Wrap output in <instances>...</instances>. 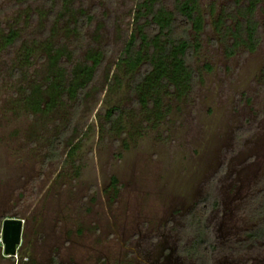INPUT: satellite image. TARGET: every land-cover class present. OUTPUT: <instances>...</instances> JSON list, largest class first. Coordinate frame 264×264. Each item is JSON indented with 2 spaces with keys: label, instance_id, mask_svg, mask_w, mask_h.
Segmentation results:
<instances>
[{
  "label": "rangeland",
  "instance_id": "obj_1",
  "mask_svg": "<svg viewBox=\"0 0 264 264\" xmlns=\"http://www.w3.org/2000/svg\"><path fill=\"white\" fill-rule=\"evenodd\" d=\"M235 1L199 0L195 86L143 106L132 91L138 69L118 62L146 24L141 0H0V264H264V238L250 236L264 190V0L256 49L229 54L214 22ZM12 32L18 42L7 46ZM56 50L64 86L76 64L101 55L77 112L67 95L44 112L28 104L59 79ZM113 107L123 115L101 133ZM197 204L207 208L204 261L188 251ZM6 218L24 219L14 257L4 254Z\"/></svg>",
  "mask_w": 264,
  "mask_h": 264
},
{
  "label": "trees",
  "instance_id": "obj_2",
  "mask_svg": "<svg viewBox=\"0 0 264 264\" xmlns=\"http://www.w3.org/2000/svg\"><path fill=\"white\" fill-rule=\"evenodd\" d=\"M244 1L246 3L243 6L240 5L239 0L226 6L214 22L222 41L225 42L226 38L231 39L230 45H226L229 54H233L240 48L252 52L259 42V23L255 19L257 0ZM139 19L141 22L144 20L146 24H137L139 35L130 37L118 61L119 65L122 64L128 68L127 71L130 74L138 69L139 73L135 76L132 91L140 95L139 99L143 106H146L149 101L160 105L162 97L173 91L183 95L190 93L198 80V73L191 67L189 61L199 48L198 39L203 30L199 0H172L170 8H167L160 0H141ZM80 25H84V20ZM15 41L14 32L5 39L7 46ZM61 57L62 51L59 50L50 57V65L53 69L56 67L54 73L57 77L59 76V79L53 78L50 81L46 90L48 98L41 92V87L37 86L32 96L27 99L33 111L44 112L52 109L62 97L67 95L70 99H75L74 108L77 112L84 89L94 79L102 62L100 53L91 52L88 56L91 63L76 64L72 70L70 85L64 86L63 70L57 67ZM122 115L120 108L109 109L105 114V121L102 123L100 132L113 130ZM71 127L72 124L69 123L66 129L53 139L48 147L47 160L53 161L59 157L63 138ZM260 196L261 223L258 229L250 234L252 238H264V190ZM206 213V206L197 204L187 216V227L196 232L191 249L188 251L200 255L203 261L208 256V252L205 251L208 249L205 242L209 235L204 221Z\"/></svg>",
  "mask_w": 264,
  "mask_h": 264
},
{
  "label": "water",
  "instance_id": "obj_3",
  "mask_svg": "<svg viewBox=\"0 0 264 264\" xmlns=\"http://www.w3.org/2000/svg\"><path fill=\"white\" fill-rule=\"evenodd\" d=\"M24 219L6 218L2 223V244L4 254L14 257L17 254V247L21 243Z\"/></svg>",
  "mask_w": 264,
  "mask_h": 264
}]
</instances>
